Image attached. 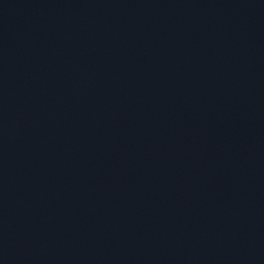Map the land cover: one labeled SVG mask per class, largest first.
Wrapping results in <instances>:
<instances>
[{"label":"water","instance_id":"95a60500","mask_svg":"<svg viewBox=\"0 0 264 264\" xmlns=\"http://www.w3.org/2000/svg\"><path fill=\"white\" fill-rule=\"evenodd\" d=\"M0 264H264V0H0Z\"/></svg>","mask_w":264,"mask_h":264}]
</instances>
